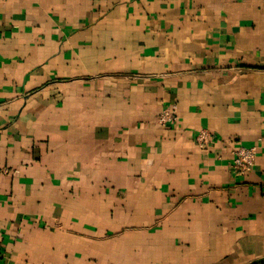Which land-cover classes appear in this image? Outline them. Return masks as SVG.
I'll return each mask as SVG.
<instances>
[{"label":"crops","instance_id":"1","mask_svg":"<svg viewBox=\"0 0 264 264\" xmlns=\"http://www.w3.org/2000/svg\"><path fill=\"white\" fill-rule=\"evenodd\" d=\"M0 264H264V0H0Z\"/></svg>","mask_w":264,"mask_h":264},{"label":"built area","instance_id":"2","mask_svg":"<svg viewBox=\"0 0 264 264\" xmlns=\"http://www.w3.org/2000/svg\"><path fill=\"white\" fill-rule=\"evenodd\" d=\"M175 121L174 111L171 109H163L156 122L161 125L171 124ZM194 142L198 149L207 150L210 145V135L206 130H199L195 136ZM255 161V148L254 147H240L234 153L231 161V168L236 177H243L246 175L254 165Z\"/></svg>","mask_w":264,"mask_h":264}]
</instances>
